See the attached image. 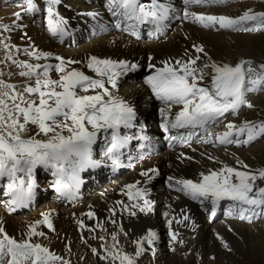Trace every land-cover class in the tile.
I'll return each instance as SVG.
<instances>
[{
    "label": "snow or ice",
    "instance_id": "obj_1",
    "mask_svg": "<svg viewBox=\"0 0 264 264\" xmlns=\"http://www.w3.org/2000/svg\"><path fill=\"white\" fill-rule=\"evenodd\" d=\"M60 0H48V29L55 35L65 34L66 21L54 11V6ZM113 5V15L122 16L125 20L138 24L149 23L160 30L163 22L168 18L170 5L161 0H110ZM224 0H184L185 4L221 3ZM26 11L35 10L33 0H27ZM19 17V13L16 14ZM204 27L219 26L221 29L236 31H258L264 28V12L253 13L245 11L242 15L232 18L229 16L196 15L185 13ZM251 22V26H247ZM119 22L117 27H119ZM133 28L136 25H132ZM197 53L204 52L202 46H196ZM37 60L49 53L31 52ZM206 55V53H205ZM10 58V57H9ZM59 59V58H58ZM200 56L189 58L187 61L177 60L175 66L170 62H163L162 68H156L153 75L147 77V83L155 97L165 107L160 109L165 117L162 127L172 128L206 127L226 113H235L242 105L251 108L247 101V93L264 88V64L252 66L251 60H241L234 66L229 64H205L197 66ZM76 61L61 60L55 65L60 72V78L53 80L49 77L51 65H41L21 62L25 68L20 75L30 80L35 77L34 84H28L23 91L17 86L0 80V178H7V201L10 211L27 207L34 197L36 187L33 178L34 170L38 166L51 169L56 177L53 187L61 196L73 197L81 184L80 173L89 167H97L101 163L92 157V146L97 141V134L103 130H111L110 145L106 147L104 155L112 160L114 168L120 167V149L124 148L132 137L121 135V126L132 127L136 113L129 103L122 98L112 95L107 83L116 87L117 79L134 71L138 65L124 60H100L93 56L87 67L93 69L99 79L86 75L83 71L72 68L68 64ZM149 67L154 65L149 64ZM211 68L210 84H205V69ZM93 91L94 94H89ZM179 105L180 110L169 119L173 106ZM29 124L36 125L38 134L47 139H36L35 136L25 138L22 134ZM90 126V127H89ZM60 129V131H57ZM69 135H63V130ZM52 134L49 136V134ZM214 140H204V143L219 142L220 144H248L257 137L264 136V121H244L236 125L229 122L226 130L212 133ZM242 137H246L243 138ZM147 139V137H143ZM238 163H242L238 161ZM131 166V165H128ZM247 169V165H243ZM149 171L155 172V169ZM18 173L26 174L27 179ZM143 176L151 179L148 172ZM201 180H176L179 191L185 192L193 199L210 200L213 213L221 200H229L228 214L238 215L240 219L251 220L253 216L264 215V187L256 184L257 180H264V169L256 172L241 171L225 165L219 170H209L201 173ZM170 181L173 177L168 178ZM140 182L125 185L129 200L143 201L124 207L131 212L139 207L140 211L149 209V201L144 199L146 189L137 187ZM134 190V191H133ZM123 203V202H118ZM260 209V212H257ZM135 215V212H131ZM42 220H37L29 226V237L43 235L36 231L39 224L52 227L49 214L44 213ZM93 213H89L92 216ZM188 217L185 216V220ZM82 223V222H81ZM171 223V222H169ZM116 240V234L112 235ZM156 238L155 232H150L147 242L151 244ZM175 240V234H173ZM103 239V237H101ZM140 244V241H137ZM227 246V245H225ZM115 247V245H113ZM139 247L136 256L143 251ZM95 252L96 250L93 249ZM109 255L113 253L109 252ZM120 264H133V259L119 251L114 254ZM62 259L39 243H32L30 239L17 241L10 237L0 226V264H49V261Z\"/></svg>",
    "mask_w": 264,
    "mask_h": 264
},
{
    "label": "bare ground",
    "instance_id": "obj_2",
    "mask_svg": "<svg viewBox=\"0 0 264 264\" xmlns=\"http://www.w3.org/2000/svg\"><path fill=\"white\" fill-rule=\"evenodd\" d=\"M34 5L37 7L36 3ZM68 7H70V12L68 11ZM93 7L92 2L84 0H60L58 3V11L63 16L76 13L78 20L81 21L82 26L75 34L74 45L67 46V44L72 43L71 40H68L66 43H61L57 39L53 40L54 36L45 28L39 15L35 14V10L28 13L25 12L24 14L20 12L19 18L23 15L20 19L14 16V11L10 10V15L0 18V27L8 28L12 31L14 36L13 44L18 46L17 52H26L27 59L31 62L49 61L60 63L61 60L66 62L76 61L78 63L68 64V70L72 68L83 70L87 75L93 72V69L87 67L90 58L93 56L100 60L113 59L133 63L152 62L165 53L177 54L179 56L185 54L188 58L200 56V65L198 62L196 63L197 66L203 67L202 64H211L212 62L220 65L229 64L234 66L253 52L254 42L248 36L244 38L235 32H227L228 29H219L217 27L206 28L201 26L199 22H196L191 15L187 16L188 20H186V16L185 18L183 17L186 22H182L181 24V19L178 20L167 35L161 36L160 42L153 41L152 39H139L120 33L87 37L84 33L86 24L82 20L85 18L89 21L87 12ZM247 10L249 9H243V13ZM188 13L236 17L229 5L217 7L215 3L204 7H191L188 9ZM192 19L193 21H191ZM22 34L27 37L26 40H20ZM233 40L234 43L236 40L240 41L241 47L236 46L234 43L232 44ZM217 44H222L224 47H234L235 45L239 58H234V54L229 48V50L225 48V53L220 52ZM194 45L202 46L204 52L197 53ZM21 47L23 48L22 50ZM31 52L49 53L50 55L41 56L42 58L37 60L35 56L29 54ZM259 54L262 56V52ZM209 69H207L208 73H212L211 68ZM48 75L51 79L57 80L60 78L61 73L53 69L52 73ZM27 78L25 80H28ZM24 86L22 87V91ZM108 88L113 96L122 98L125 102L129 103L142 117L151 119L153 114L155 117L158 116V105L150 97L148 88L144 84H139L137 76L121 80L115 88ZM89 94H94V92L90 90ZM251 99L255 101L251 103L254 108L247 120L259 117L257 116L258 113H260V116L264 114V111L262 112L260 108L256 109L258 97L252 96ZM233 117L223 123V127L221 128L212 129L211 131L210 126L207 129L206 135L202 136L197 143H193L188 149H182V153H185L187 155L186 158H189L192 155L189 150L194 145H199L195 147V152L193 151L194 149L192 150L195 156L193 161H186L184 158L177 160V157L180 156L177 153L178 148L164 151L157 158H150L149 161L137 165L133 171L135 173L137 171L139 175H135L133 171L129 173L125 172L113 182H104L98 187H93L94 191H97L94 195L87 190L85 194L90 193V195L83 194V198L78 203L63 205L62 201L55 194L51 193L46 198L47 191L38 188L34 199L37 202H43V206L37 207L36 204L35 207L27 211L14 213L7 206V201L11 198L6 194L7 183L5 184L4 181L7 178H0V191L6 196L1 198L0 203L2 204L0 205V221L5 227V232L17 241L30 239L32 243L41 244L54 253L55 256L62 258L59 259L62 263L67 262L68 264H110L109 262L101 261L98 255L94 256L102 248L108 252L100 251L105 257L109 256V252L115 254L121 250L122 254L133 256L134 264H152V261L145 256L149 250L146 244L147 239L144 238L149 236L150 232L156 233L154 244L160 256L159 258L157 257L158 259L155 264H260V261L262 262L261 259H264V215L253 216L251 220L243 219L245 222H256L258 220L260 222L258 221L259 223L252 225L246 223L239 224L241 225L240 231H237L242 234V241L233 239V251H230L228 248V250L223 252L217 248L218 244L216 245L213 241L219 235V227L221 225V232H225L228 235L227 237L231 235L230 231H225V228L230 227L224 228L223 225L225 217L228 214L224 215L221 213L217 219L211 220L210 216L208 217L210 208L208 207L204 210V203L191 201L187 196L164 186L161 182H157L153 189L152 199L156 204L149 207L147 212L142 214L144 216H141V213L135 216L128 210H124V206L126 205L123 196L126 190L125 185L132 184L140 176L144 168L153 166L154 164L163 167L164 171L170 175H187L199 180L202 179L201 173L207 174L209 170L214 171V168L219 170L225 165L238 170H242L244 168L243 165H247L248 167L245 170L251 172L264 169V142L259 141L261 137H257L248 144H236L231 149L232 151L227 147H221L224 151L223 155L221 154V158H218L220 146L216 142H203L204 140H214V136L210 134L225 131L226 125L229 122L236 125L244 122L237 120V118L231 120ZM57 131H60V129H57ZM63 135L67 136L66 133H63ZM198 148L203 155L202 157H200ZM238 161L242 163H238ZM185 169H187L186 173ZM49 170L51 169L38 166L33 173L34 180L39 176L44 178ZM18 175L27 179L24 173H18ZM43 178L40 179L42 187L50 190L49 187L45 186V181L42 183ZM258 181L264 183V180ZM39 184L37 181L36 185L38 187ZM88 208L95 210V215L91 218L83 214ZM132 212H135V214L139 213L137 211ZM257 212H260V209H257ZM44 213L52 216V227L49 228L47 224H39L36 226V231L42 232L43 235L29 237L27 235L29 226L37 220H41ZM185 216L188 217L187 220H185ZM92 218L99 219L87 222V224L85 223L86 225L81 223L86 219ZM255 232L257 233L256 235L254 234ZM113 233L116 234V240L112 238ZM173 234H175V240L172 238ZM167 236L173 240L172 243L166 240ZM82 238L85 241H82ZM182 240L184 243H182ZM137 241L141 243L138 244ZM148 245L151 246V244ZM141 246L144 250L139 256H136V252ZM93 249L96 251L94 252ZM157 250L154 251L157 252ZM171 251L174 252L170 254ZM156 252L153 254H156ZM214 252L217 254H215V258L211 259V254L214 255ZM151 258L153 259L152 255ZM115 260L117 261L118 259Z\"/></svg>",
    "mask_w": 264,
    "mask_h": 264
},
{
    "label": "rangeland",
    "instance_id": "obj_3",
    "mask_svg": "<svg viewBox=\"0 0 264 264\" xmlns=\"http://www.w3.org/2000/svg\"><path fill=\"white\" fill-rule=\"evenodd\" d=\"M37 1V0H36ZM26 2H25V0H19L18 2H8L7 0H0V18L1 17H3V16H7V15H10V10H12V11H14V16L15 17H17V13H22V14H24L25 12H27L28 13V11H26V8H25V6H26V4H25ZM33 4H35V2H33ZM216 4V6L217 7H221V6H223V5H229L230 7H231V9L233 10V12H234V16H236V17H238L239 15H242L243 14V9H249V10H251L253 13H259V12H264V0H232V1H230L229 3H226V4H219V3H215ZM22 5H25L24 7H22ZM22 7L24 10H22V8H20V7ZM259 6V7H258ZM199 7H204V6H199ZM37 7H35V12L37 11ZM10 12V13H9ZM9 13V14H8ZM240 13H242V14H240ZM237 14V15H236ZM37 15V14H36ZM35 15V16H36ZM33 16V15H32ZM23 17V15H21L20 16V18H22ZM19 18V17H18ZM19 18V19H20ZM185 18V17H184ZM184 18H182L181 20V22H180V24L182 23V22H186V20L184 19ZM233 18H235V17H233ZM185 20V21H184ZM247 26H251V22H249L248 23V25ZM8 28H2V27H0V80H2V81H4V82H7V80L6 79H8L9 81H11L12 83H13V85H16L17 86V90L18 91H22V87L25 85V81H28V80H25V78H27V77H25V76H22V75H18V69H17V67H18V63H20L22 60H24V59H26V60H28L27 59V55H26V52H20V53H18L17 52V47L18 46H15L14 44H13V40H14V36H13V33H12V31L10 30V29H8ZM227 32H235V33H237L238 35H240V36H242V37H244L245 38V36H248L250 39H252L253 40V42H254V48H253V52H252V54L251 55H247L243 60H251L253 63H252V66L253 67H258L259 65H261V64H264V28H262V29H260V30H258V31H236V30H232V29H228L227 30ZM12 35V36H11ZM13 38V39H12ZM26 38L27 37H25L24 36V34H22L21 35V38H20V40L21 41H23V39L24 40H26ZM56 38L55 37H53V40H55ZM72 41V40H71ZM240 42V41H239ZM238 42V40H236V42L234 43V40L232 41V44L234 43L236 46H240L241 47V44ZM237 43V44H236ZM75 43L72 41V43L71 44H67V46H69V45H74ZM29 45V44H28ZM219 47H217L218 49H219V51L221 52H223V53H225V51H226V49H230L231 50V52L234 54V58H239V56H238V53H237V49L235 48V45H234V47L232 46H226V47H224V45H222V44H217ZM223 48V49H222ZM226 48V49H225ZM23 48L21 47V50H22ZM228 49V50H229ZM243 49V48H242ZM28 50V49H27ZM26 51V50H25ZM260 52H262V56H260ZM165 54H167V53H165ZM168 54H170V53H168ZM257 54V55H256ZM177 55V54H176ZM214 55V54H213ZM256 55V56H255ZM177 56H179V55H177ZM10 57V58H9ZM26 57V58H25ZM179 57H181L182 59H184V60H188L189 58H188V56H186L185 54H183V55H180ZM259 57V58H258ZM31 58V57H30ZM200 60H201V57H200V59L197 61L198 63H199V65H200ZM236 61H238V60H236ZM33 63V62H32ZM138 63H142V64H144V62H138ZM235 64V63H234ZM7 66V67H6ZM202 66H203V64H202ZM208 70H210L209 68H207ZM207 69H205V80H204V82L203 83H205V84H207L206 82H210L209 80H210V75H211V73H208V70ZM83 71V70H82ZM11 72V73H10ZM208 73V74H207ZM23 79V80H22ZM25 80V81H24ZM23 81V82H22ZM18 82H20V83H18ZM23 83H24V85H23ZM20 84V85H19ZM252 96H256V97H258V99H257V101H258V104L256 105V109H259L260 108V110L263 112L264 110V108H263V104H264V88H261V89H259V90H257V91H254V92H250V93H248V97H247V101H248V103H254L255 101H253L252 99H251V97ZM252 100V101H251ZM262 100V101H261ZM253 108H254V106L253 107H251V108H249V107H247L246 105H243V107L241 108V110L237 113H227V114H225V116L224 117H222V118H220V120L218 121V122H215L214 123V125H212L211 126V131H212V129H216V128H221V127H223L222 126V124L223 123H225V122H227L228 120H229V118H231V117H233L231 120H234V118H237V120H239V121H252V122H260V121H264V114H262L263 116H260V113H258L257 114V116H259V117H257V118H255V119H257V120H255V119H251V120H247L250 116H251V112L253 111ZM262 108V109H261ZM251 110V111H250ZM244 116V117H243ZM248 116V117H247ZM227 117V118H226ZM242 118V119H241ZM146 119H148V118H146ZM230 120V121H231ZM38 132H39V129H38V127H36V126H33V125H28L27 126V130L22 134L25 138H28V137H33V136H35V138L36 139H41V140H45V139H47V137H45L42 133L41 134H38ZM63 133L65 134L66 133V135H69V133H68V131L65 129V130H63ZM50 135H52L51 133L49 134V136ZM242 138H244V137H242ZM262 139V140H261ZM261 139L259 140L260 142L262 141V142H264V136H261ZM258 141V142H259ZM217 144H218V146H220V151H219V153H218V158H221V156L223 155V153H224V151L221 149V147H227L228 149H230V151H232L231 149L236 145V144H220L219 142H216ZM197 146H199V145H194V147L191 149V150H189V152L192 154V155H190V157L189 158H184V159H186V161H193V159L195 158V156H194V152L196 151V148L195 147H197ZM200 148V147H199ZM199 148H198V151H199V154H200V157H202L203 155H202V153L200 152V150H199ZM194 149V150H193ZM194 152H193V151ZM198 154V155H199ZM222 154V155H221ZM192 159V160H191ZM221 161H223V160H221ZM184 162H185V160H184ZM236 165V164H235ZM238 166V165H237ZM215 169L216 168H214V171H215ZM217 170V169H216ZM241 170V169H240ZM186 171H187V169H185V173H186ZM241 171H246L245 170V168H243ZM134 172V174L135 175H139V173H137V171H136V173H135V171H133ZM141 175V174H140ZM43 177L42 176H39V179H42ZM195 178V177H194ZM44 179V178H43ZM196 182H198V181H200L199 179H194ZM198 180V181H197ZM45 184V186L46 187H49V185H48V183H44ZM43 184V185H44ZM256 184L258 185V186H262V187H264V183L263 182H260V181H256ZM91 191L93 192L94 191V189H93V187H92V189H91ZM2 197H6V196H4L3 195V193H2V191H0V203H1V198ZM192 200V199H191ZM194 201V200H193ZM233 202L232 201H230V202H228V203H226V207L227 208H229V205L230 204H232ZM43 204V202H41V201H39L38 202V205H37V207H41V206H43L42 205ZM0 205H2V204H0ZM225 207V208H226ZM138 214H140V213H136L135 214V216L136 215H138ZM228 214V213H227ZM24 215V214H23ZM141 216H144V215H142V214H140ZM221 215V214H220ZM219 215V216H220ZM208 217H209V215H208ZM94 219H99V218H94ZM93 218L92 219H86V220H84L82 223H83V225H86L87 224V222H90V221H93L94 220ZM227 220V221H226ZM238 220V221H237ZM240 220V221H239ZM259 222H260V220H258ZM258 221H256V222H245L243 219H240L239 218V216L238 215H235V214H233L232 216L231 215H227L226 217H225V222L223 223V225H224V228L225 227H230V228H225V231H227V232H229L231 235L229 236V237H227L228 235L227 234H225V232H221V228H222V225L219 227V235L215 238L216 240L215 241H213V243H215L216 245H217V248L219 249V250H222L223 252H225L226 250H228V248H229V250L230 251H233L232 249H233V246H234V242H233V239H236V240H239V241H242V234H240V233H238L240 230V227H241V225H239V224H243V223H246V224H248V225H252V224H256V223H259ZM237 222H239V223H237ZM86 223V224H85ZM212 225H214V224H212ZM233 226H234V228H235V226H236V228L234 229L233 228ZM239 226V227H238ZM232 228V229H231ZM150 230H153V229H150ZM233 230V231H232ZM237 230H239V231H237ZM236 232V233H235ZM238 233V234H237ZM255 235L257 234L256 232L254 233ZM221 236V237H220ZM223 236V237H222ZM240 236V237H239ZM148 237V236H147ZM168 238V239H167ZM222 238V239H221ZM166 240L169 242V243H172L173 242V240H171L170 238H169V236H167L166 237ZM82 241H85V239L84 238H82ZM156 240H153V242L151 243V246L150 245H148L149 243L147 242V240H146V244H147V247H148V254H146L145 256H147V258H149V260L150 261H152L151 263L152 264H155L156 263V260L160 257L159 256V252H158V250H157V248H156V245L154 244V242H155ZM225 241V242H224ZM230 242V243H229ZM182 243H184V241L182 240ZM223 244V245H222ZM225 245H227V246H225ZM220 246H222V247H220ZM151 247V248H150ZM150 248V249H149ZM103 249V250H102ZM100 251H103V252H105V253H108L107 251H105L106 249H104V248H102ZM154 250H157V252L156 251H154ZM100 251H97L96 253H95V255L94 256H97L98 255V257H99V259L101 260V261H105V262H109L110 264H120V260L118 259L117 261L115 260V258H114V254L113 255H109V256H106L105 257V255L104 254H102V253H100ZM156 252V254H153V253H155ZM174 251H171L170 252V254H172ZM119 253H121V255H123L122 254V252H121V250H119ZM215 254H217V253H215L214 252V255L213 254H211V259L212 258H215ZM151 255H152V257H153V259L151 258ZM128 256L129 257H131L133 260H134V258H133V256H131V255H129L128 254ZM158 257V258H157ZM262 260V262L260 261V264H264V259H261ZM49 264H68L67 262H63L62 263V261L61 260H59V259H57V260H53V261H49ZM133 264H134V261H133Z\"/></svg>",
    "mask_w": 264,
    "mask_h": 264
}]
</instances>
